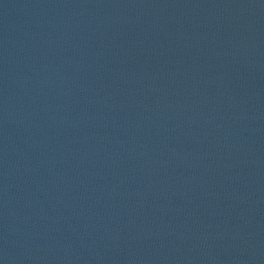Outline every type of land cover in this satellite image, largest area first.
Wrapping results in <instances>:
<instances>
[{
	"label": "water",
	"instance_id": "95a60500",
	"mask_svg": "<svg viewBox=\"0 0 264 264\" xmlns=\"http://www.w3.org/2000/svg\"><path fill=\"white\" fill-rule=\"evenodd\" d=\"M0 264H264V0H0Z\"/></svg>",
	"mask_w": 264,
	"mask_h": 264
}]
</instances>
